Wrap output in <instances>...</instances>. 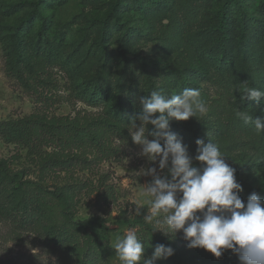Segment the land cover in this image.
I'll list each match as a JSON object with an SVG mask.
<instances>
[{
    "label": "rangeland",
    "instance_id": "rangeland-1",
    "mask_svg": "<svg viewBox=\"0 0 264 264\" xmlns=\"http://www.w3.org/2000/svg\"><path fill=\"white\" fill-rule=\"evenodd\" d=\"M248 87L264 90V0H0V160L43 199L8 201L0 264H120L116 237L163 221L144 220L151 177L137 171L151 165L128 131L153 90L199 89L206 114L173 119L170 130L197 135H178L192 156L198 138H211L239 183L264 189L262 134L234 114L239 106L264 117V97L241 101ZM8 123L18 131L2 129ZM156 232L185 264H241L230 249L217 258L187 247L182 230Z\"/></svg>",
    "mask_w": 264,
    "mask_h": 264
},
{
    "label": "clouds",
    "instance_id": "clouds-1",
    "mask_svg": "<svg viewBox=\"0 0 264 264\" xmlns=\"http://www.w3.org/2000/svg\"><path fill=\"white\" fill-rule=\"evenodd\" d=\"M262 97L264 90L248 87L240 99L260 102ZM139 104L143 111L131 118L128 131L132 141L142 146L139 155L151 165L137 171L140 176L151 177L143 189V194L150 197L144 220L152 223L163 216L162 222L155 220L154 232L162 230L171 239L182 230L189 248L202 247L217 258L230 249L241 264H264V199L255 191L246 202L241 198L243 188L236 179V169L226 162L211 138L207 143L198 138L192 156L182 138L170 130L173 119L196 117L201 121L206 114L199 89L185 88L170 96L153 90L150 96L139 97ZM234 114L253 125L257 135L264 134V117L249 116L239 106ZM149 124L153 130H149ZM194 161L200 162L199 166ZM135 212L141 214L140 205ZM110 246L120 264H139L142 257V264H157L174 254L171 246L158 243L151 256H144V242L133 230L117 236Z\"/></svg>",
    "mask_w": 264,
    "mask_h": 264
},
{
    "label": "trees",
    "instance_id": "trees-1",
    "mask_svg": "<svg viewBox=\"0 0 264 264\" xmlns=\"http://www.w3.org/2000/svg\"><path fill=\"white\" fill-rule=\"evenodd\" d=\"M20 125V124H19ZM22 126L28 128L29 122H25ZM6 127V128H5ZM2 128V127H1ZM8 130L9 133H16L18 128H16L15 124H5L2 129ZM191 130L181 129L179 131L175 130V133L185 137L186 139H193L194 132H190ZM39 140V138H36ZM260 141H264V134L260 136ZM19 178L17 175L11 174L6 161L0 160V214L1 215H10L11 209L9 208L8 201L13 200L15 197H19V204L27 207L30 201L42 203V196L38 190L33 192L23 191L22 182L15 183ZM243 190L239 193L240 195L246 198L247 201L248 196L252 192H257L262 199H264V189H253L245 184H242ZM22 189V191H20ZM145 227V232L139 236L138 238L144 242V246L150 242L154 245L158 243H163L165 245H169L174 249V254L168 257L173 264H185L183 258L178 253V248L173 245L165 236L159 235L156 231L154 232V228L148 224H143ZM108 229H111V225L106 226ZM45 229L52 235H56L55 228L51 226H45ZM71 232L69 230H65L64 228L60 231L59 237H67L69 238Z\"/></svg>",
    "mask_w": 264,
    "mask_h": 264
}]
</instances>
